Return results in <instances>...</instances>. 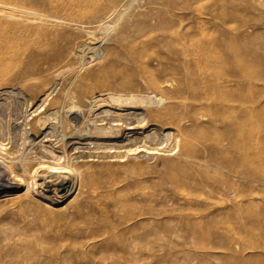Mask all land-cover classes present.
<instances>
[{
  "label": "bare ground",
  "instance_id": "6f19581e",
  "mask_svg": "<svg viewBox=\"0 0 264 264\" xmlns=\"http://www.w3.org/2000/svg\"><path fill=\"white\" fill-rule=\"evenodd\" d=\"M79 1L71 23L96 26L52 29L45 27L52 16L0 3V17L16 19L10 11L40 25L34 38L0 29V195L41 200L47 211L76 194L89 233L118 234L122 226L120 254L134 256L125 264H150L158 235L152 194L121 199L115 175L96 169L162 159L188 209L217 197L229 205L216 215L227 233L249 232L248 221L260 223L248 216L250 192L264 194V101L252 98L250 85L264 76L252 75L246 39L233 36L234 0H205L203 8L196 5L204 0H161L158 10H142L148 0ZM69 59L62 88L63 78L50 75Z\"/></svg>",
  "mask_w": 264,
  "mask_h": 264
},
{
  "label": "rangeland",
  "instance_id": "374dc122",
  "mask_svg": "<svg viewBox=\"0 0 264 264\" xmlns=\"http://www.w3.org/2000/svg\"><path fill=\"white\" fill-rule=\"evenodd\" d=\"M148 1L151 5H144L142 10H149L150 7L158 10L164 7L161 0ZM175 2L176 5L180 4L178 0ZM205 2H200L196 8L205 7ZM0 3L52 16L48 18L50 26H45L52 29L59 28L58 25H69L73 28L96 26L85 20L71 23L70 19L75 18L73 12L82 7L79 0H0ZM233 5L236 15L233 36L237 35L238 40L246 39L244 43L249 52L252 75L264 76V0H234ZM5 12L18 17H0V29L5 26L14 28L20 39L26 34L30 38L38 37L32 30L40 25L32 16ZM242 23L246 24L245 27H241ZM82 41L87 43V37L84 36ZM74 62V59L66 60L60 65L63 67L59 73L50 75L53 78L59 74L57 79L63 78L62 88L69 86L68 76ZM5 81L8 78L5 77ZM12 85H16L15 82H8L4 88H11ZM250 91L252 98L261 97L264 101V81L253 80ZM161 164L162 159H155L147 164L96 169L97 173L102 172L103 175H115L119 182L117 187L123 192L121 199L132 198L135 191L152 194L153 202L149 204V209L153 214V227L158 235L151 241L153 252L150 264H264V248H254L261 247L264 243V194L258 195L256 190L250 192V211L254 212L248 216L251 219L260 217V223L250 220L247 224L249 232L240 236L229 235L227 224L216 216L220 209L229 205L219 203L217 197H214L215 201L200 198L198 205L188 209L183 200L187 192L178 194L171 185L170 176L177 173L169 168H161ZM197 191L200 195L205 190ZM10 194L12 193L0 195V264H110L111 260L125 264V260L134 259V256L120 254L122 226L118 234H104L96 230V233L88 232L80 212V204L84 200L82 197L74 194L53 209L42 211L41 200L31 203L19 201L12 199ZM204 202L207 206H204ZM99 203L102 204L98 199L94 207L88 210H94ZM163 227L167 230L179 228L182 232L171 235L164 232ZM192 227H204L211 233L206 237L191 238L188 231ZM213 231L223 234H214ZM218 246H222L221 249ZM137 257V260L142 259L140 255H136Z\"/></svg>",
  "mask_w": 264,
  "mask_h": 264
}]
</instances>
